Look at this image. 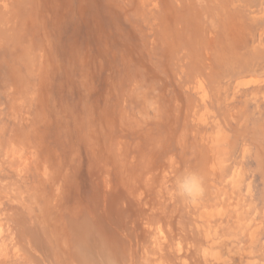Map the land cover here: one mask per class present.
Listing matches in <instances>:
<instances>
[{"label":"rangeland","instance_id":"374dc122","mask_svg":"<svg viewBox=\"0 0 264 264\" xmlns=\"http://www.w3.org/2000/svg\"><path fill=\"white\" fill-rule=\"evenodd\" d=\"M131 259L264 264V0H0V264Z\"/></svg>","mask_w":264,"mask_h":264},{"label":"clouds","instance_id":"9594fccd","mask_svg":"<svg viewBox=\"0 0 264 264\" xmlns=\"http://www.w3.org/2000/svg\"><path fill=\"white\" fill-rule=\"evenodd\" d=\"M203 192L202 178L194 172H186L176 182L174 195L188 202H195Z\"/></svg>","mask_w":264,"mask_h":264},{"label":"bare ground","instance_id":"6f19581e","mask_svg":"<svg viewBox=\"0 0 264 264\" xmlns=\"http://www.w3.org/2000/svg\"><path fill=\"white\" fill-rule=\"evenodd\" d=\"M104 179L102 180V183L104 184ZM105 185H103V187H104ZM107 186V185H106ZM98 187V189H99V185L97 186ZM103 189H105V188H103ZM105 196V195H104ZM104 196H103V198H104ZM216 200V199H215ZM222 203V202H221ZM217 204V203H216ZM97 211H98V217H99V220H100V223H104L105 225H106V227L109 225V222L107 221V218H106V213H107V210H106V206H105V201H104V199L100 202L99 201V204H98V207H97ZM117 223V225H120L121 226V228L119 229V232H118V234H122V233H124V235H123V238L124 237H126V229L125 230H123L122 231V228L124 227V224H122L121 222H120V220L118 221V222H116ZM117 225H115V229H116V227H117ZM212 235V234H211ZM119 236H121V235H119ZM155 236V235H154ZM206 236H207V238H208V233H205V235H204V237L203 238H206ZM151 239V238H150ZM129 240V239H128ZM216 240H218V238H216ZM28 241V240H27ZM210 242V241H209ZM214 243V242H213ZM216 243V242H215ZM127 246H129V244H126ZM216 245V244H215ZM123 246H124V249H125V245L123 244ZM153 246V245H152ZM208 246V245H207ZM210 246V245H209ZM215 247V246H214ZM136 248H137V246H136ZM155 248V247H154ZM120 248H119V246H115V248H114V246H113V253H114V255H116V252H118V254H119V256H123V255H121V253H119V252H122V251H120L119 250ZM129 249V248H128ZM130 251H132V249L130 248ZM202 252H203V250H202ZM204 252H205V250H204ZM204 254V253H203ZM88 256H89V254H88ZM44 258V257H43ZM140 259H142V258H140ZM129 261V260H128ZM134 262H136V261H133L132 259L127 263V264H133ZM160 262V261H159ZM51 263V262H50ZM137 264H141V262H138Z\"/></svg>","mask_w":264,"mask_h":264}]
</instances>
